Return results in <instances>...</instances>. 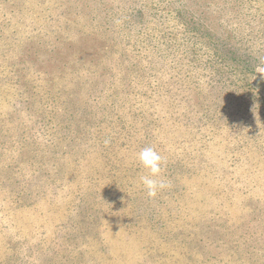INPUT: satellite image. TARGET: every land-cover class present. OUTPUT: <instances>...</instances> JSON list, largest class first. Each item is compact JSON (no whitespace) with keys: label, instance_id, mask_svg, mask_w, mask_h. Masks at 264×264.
Here are the masks:
<instances>
[{"label":"rangeland","instance_id":"obj_1","mask_svg":"<svg viewBox=\"0 0 264 264\" xmlns=\"http://www.w3.org/2000/svg\"><path fill=\"white\" fill-rule=\"evenodd\" d=\"M132 1L0 0V264H264V103L256 108L239 89L240 113L229 107L233 101L226 95L209 116L202 95L186 126L198 127L202 136L210 125L226 127L217 129V138L236 135V143L210 150L213 156L206 160L199 154L205 150L201 136L195 150L190 143L181 149L160 146L166 144L161 137L153 148L165 153L167 161L184 157L185 165H175L174 171L164 165L162 176L171 186L155 198L140 183L145 170L135 176L140 137L135 140L134 131L139 124L133 128L125 110L105 114L100 103L108 96L99 97L112 93L109 82H118L125 68L136 64L133 75L166 83L170 62L193 57L191 51L205 74L212 72L211 61L218 60L215 50L226 55L228 49L203 29L202 39L195 40L203 22L194 23L187 14L190 4L184 7L177 0L170 8H143ZM253 5L256 10L249 11L264 19V0ZM214 9L216 18H207L211 27L228 29L236 23L233 4ZM257 27L264 35V21ZM127 36L131 51L120 46ZM89 54L105 59L88 68L76 65L77 55L81 61ZM245 61L247 82L264 99V56ZM102 73L108 76L105 88L92 89L89 81ZM93 122L100 125L91 129ZM112 122L115 131L108 138ZM123 125L128 133L120 130ZM159 128L166 130L169 124L159 122ZM205 161L214 166L213 175L200 172L188 180L190 165ZM138 191L145 198L136 213ZM93 206L96 218L89 216ZM104 219L112 262L95 236L89 246H80L85 238L74 235L91 238L93 222ZM140 220L142 230H133L131 224ZM124 231L131 232L125 240ZM68 250L70 263L61 259Z\"/></svg>","mask_w":264,"mask_h":264},{"label":"trees","instance_id":"obj_2","mask_svg":"<svg viewBox=\"0 0 264 264\" xmlns=\"http://www.w3.org/2000/svg\"><path fill=\"white\" fill-rule=\"evenodd\" d=\"M258 0H182L179 5H183L184 7L187 6V4L190 6H187L185 10H187V14L193 16V22L196 23V21H202L203 24L200 26L199 29H196L197 32H200L201 34L195 33L197 36H195V40L203 35L202 29L207 34H213L216 35L218 39H220L223 42V47L228 49V52L226 55L223 53L225 51L218 49L215 50V58L217 57L218 60L211 61L212 72L208 73H201L199 72V61L197 60V55L193 53V51L190 52V54H193V57H187V60H172L169 64L170 72L166 73L164 77L166 78L165 82H159L157 80L146 82L144 80V75H133L136 71V64L129 65L127 62L128 59L123 58L122 61L125 62L127 68H125V72L120 76L119 81H111L109 82L108 89L112 88V93L108 95H101L99 97V100L103 101L105 96H108L107 101H103L100 103V106H106L107 110L105 109V114L107 116H110L114 114V108L115 110H118V113H120V110L126 111V116H130L131 119H129V122L131 126L134 128V124L138 123V127L134 131V137L135 140L140 137V139L136 142V153L138 154L141 149L145 147H154L155 145H159V139L161 137H164L166 140L165 145L160 146H167L170 147L172 144L174 146H178V149H181V145H185L186 143H190L189 146L195 150V144L194 142L197 141L198 136H201L202 141L204 142V151L199 152V154H203L202 157H204L206 160L207 158L213 156L209 154L210 150H216L217 148H220V145L224 144L223 148H228L227 144H235L234 138H236V135L233 137V139L225 141H221L216 136L217 129L219 130H228L226 127H216L214 124L210 125L204 132L203 136L199 133L198 127H192L189 128L186 126L187 121L189 119V114L192 112V108L196 106L197 102L200 101L202 95H204L205 100L208 101L207 109L212 114V111L216 107V102L219 99V97L225 98L226 95H228L232 101L233 104H231L229 107L232 108L235 112L240 113L242 108V98H240V95L237 94L239 89L243 90L245 95L247 94L250 99H252L253 102L256 103V108H258L259 105H262L261 103H264V99H262L261 96L257 95L256 91L250 87V85L247 82L246 74H248L249 71V64L245 61V58L251 59L253 57L262 58L264 56V44H263V33L261 31L256 30L255 27L257 25L261 24L264 19L261 17V15H258L257 13H252L249 10L252 8L255 9V3H257ZM132 4L134 6H140V7H146L148 5L152 6H160L163 7V5H167L169 8L174 6L175 4H178L177 0H133ZM233 4V9H236V23L232 26H229L228 29H224L222 27L213 26L211 27L207 23V18H216V15L213 13L215 11V7H219L222 5H225L226 8L229 7V5ZM202 7L204 9H202ZM256 10V9H255ZM90 19L94 22L96 21V18L89 16ZM244 17H247L244 19ZM101 19V17H99ZM206 21V22H205ZM209 26V27H208ZM144 26L140 28V30H143ZM258 28V27H257ZM128 29L127 26L123 28ZM255 29V30H254ZM225 30V31H221ZM220 31V32H218ZM123 32V31H122ZM144 34L143 32L139 33V35ZM206 36V35H205ZM215 37V36H214ZM200 38V37H199ZM129 36L124 37V41H121V45L123 48H125L127 51H131L133 48L132 42H129ZM202 39V38H200ZM261 40L262 42H259V47H257V44L255 41ZM128 41V42H127ZM125 43V44H123ZM207 45L208 49L211 48L212 43H204ZM263 44V45H262ZM185 53H188V51H185ZM132 57V54L130 55ZM107 58V57H106ZM129 58V57H128ZM97 59V63L99 64L101 60L105 58L98 59L96 56H91L90 54L88 56H84L83 59L80 61V56L77 55V61L78 63L76 65H81L82 63L88 68L89 66L93 65L95 63V60ZM80 61V62H79ZM82 68V67H81ZM96 69V68H95ZM143 69V68H142ZM80 68L77 70L79 71ZM141 71V68L138 69ZM82 72V69L79 71ZM245 73V77L241 79L240 75H243ZM95 73L90 74L91 78H94ZM81 77V76H80ZM108 76L105 75V73H102L99 75L96 79H92L89 81V86L94 89L99 85H104L107 82ZM142 78V83H138L137 80H140ZM153 83V84H152ZM223 83L225 86H222ZM135 91L129 92V89H133ZM226 87H228L229 91L233 88L237 89V92L234 94L229 95L227 93ZM103 88V89H104ZM121 88V89H120ZM125 89L128 90V92H124ZM204 93V94H201ZM219 95V96H218ZM246 99V97H245ZM116 104V105H115ZM132 106V107H131ZM255 108V109H256ZM247 110V108H245ZM246 110H242L243 113L246 112ZM116 112V111H115ZM117 113V114H118ZM119 114L117 115L119 119ZM214 114V113H213ZM104 118V117H103ZM108 119H105L109 121ZM104 119L100 120L103 121ZM99 121V122H100ZM99 122H93L90 124V128L94 129L97 128L100 123ZM159 122H166L169 124V128L166 130H161L159 128ZM108 124L109 127H111V132L107 134L108 138L113 135L115 131V126ZM106 125V124H104ZM236 125V123H235ZM119 126V125H118ZM235 127V126H234ZM125 125H123L120 130H124ZM183 129V130H182ZM182 130V131H181ZM126 131V130H124ZM181 131V132H180ZM235 131V130H233ZM127 132V131H126ZM128 133V132H127ZM139 134V135H137ZM189 140V141H187ZM258 149V148H254ZM225 151V149H224ZM161 154V153H160ZM165 158V169L169 171H174L175 165L179 164L180 168H183L185 165L182 160L184 157L180 159V161L176 160L174 161H167L168 158H166V154H161ZM21 156V155H20ZM207 157V158H206ZM243 162V161H242ZM212 164H208V161L204 164L197 163L190 165V170L185 171V173L189 176L187 177L188 180H192L193 177L196 175H201L200 172H204L207 174L206 176H212V171L214 170V166H211ZM135 176L137 175V171L142 168L140 165L137 156L135 159ZM189 167V166H188ZM201 168V169H200ZM201 170V171H200ZM189 173V174H188ZM208 193V189L206 191ZM211 194L215 195L210 188ZM199 194V193H198ZM143 192L138 191L136 194H134V199H137V203L133 205V207L136 210L138 208V202L145 198L142 197ZM161 192L157 194V196H160ZM209 195V193H208ZM146 196V194H145ZM96 205V203H94ZM101 206V205H100ZM94 206L91 208V211H89V216H94L96 218L95 212H93ZM101 207H98V211L100 212ZM103 211V210H102ZM99 215V214H97ZM94 223V235H92L91 238H87L85 234H74L77 236H80V238H85L84 241L82 240V243L80 246H89L90 241L94 242V236L96 237V241L99 243L97 246L103 248L104 251H106V254L104 255L105 258L109 262L114 261L112 256L108 255L110 254V251L108 250V244L107 240L105 242L104 234H107V229L105 228V219L103 221L100 220ZM143 221H137L131 224V228L133 230H142ZM156 224V223H154ZM157 225V224H156ZM92 230V231H93ZM103 230V231H102ZM136 230V231H137ZM131 233V232H129ZM129 233L126 234V231L123 233V239L129 237ZM133 234V233H132ZM132 238V237H131ZM124 242V241H122ZM79 246V247H80ZM78 247V248H79ZM77 251V249H76ZM75 251V253H76ZM71 252L72 250H68L66 257L64 255L62 256V261H66L67 263L71 262ZM75 253L73 254V258H75ZM231 253L237 257L240 258L238 252L231 251ZM57 261H53L51 264H55ZM62 264V262H61Z\"/></svg>","mask_w":264,"mask_h":264},{"label":"clouds","instance_id":"obj_3","mask_svg":"<svg viewBox=\"0 0 264 264\" xmlns=\"http://www.w3.org/2000/svg\"><path fill=\"white\" fill-rule=\"evenodd\" d=\"M137 159L146 173L139 179L149 198H155L159 192L171 186L170 182L162 176L165 158L153 147L141 149Z\"/></svg>","mask_w":264,"mask_h":264}]
</instances>
